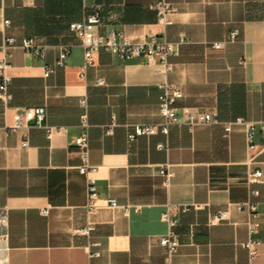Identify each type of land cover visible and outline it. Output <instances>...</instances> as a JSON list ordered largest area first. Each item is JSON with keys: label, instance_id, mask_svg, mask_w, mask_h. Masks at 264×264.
Returning <instances> with one entry per match:
<instances>
[{"label": "crops", "instance_id": "1", "mask_svg": "<svg viewBox=\"0 0 264 264\" xmlns=\"http://www.w3.org/2000/svg\"><path fill=\"white\" fill-rule=\"evenodd\" d=\"M158 1L0 0V44L14 35L46 46L44 58L17 46L8 59L11 99L0 101V264H244L243 243L250 237L260 242L255 263L264 264L263 133L254 134L252 148L240 126L228 139L219 126L177 123L167 135L127 140L131 125L161 121L157 95L164 82L182 93L175 102L179 113L193 107L221 122L264 121V0H165L172 7L167 23L153 9ZM93 9L102 15L100 33L179 42L168 69L99 51L80 75L82 47L68 23ZM234 30V41L212 46ZM59 46L69 48L64 65L44 77ZM36 106L45 108L38 125L12 128L23 109ZM84 113L86 163L94 168L99 197L93 212L84 207L87 177L78 170L84 160L74 144ZM162 166L167 178L158 173ZM255 169L262 171V183H248L246 175ZM110 198L117 207L106 205ZM247 201L260 224L253 235L248 212L236 206ZM169 205L178 218L179 245L166 263L158 237L167 231L160 215ZM218 210L226 219L210 222ZM86 223L95 229L77 234Z\"/></svg>", "mask_w": 264, "mask_h": 264}, {"label": "built area", "instance_id": "2", "mask_svg": "<svg viewBox=\"0 0 264 264\" xmlns=\"http://www.w3.org/2000/svg\"><path fill=\"white\" fill-rule=\"evenodd\" d=\"M156 12L158 21L161 23H167L166 15L172 10L171 5L165 0H159L153 6ZM102 15L99 9H93L90 13L85 15L82 19L71 21L68 23V30L72 33L80 43L82 47V64L80 66V75L85 68L93 66L96 62V55L99 51H104L110 55L116 56L123 61H144L146 63L160 64L164 67V71L168 69V58L176 55L178 52L177 43L166 41L162 37H158L154 34L149 35L143 41H129L121 37L120 33L110 30L106 33H100L97 27L100 25ZM9 20L4 19V26L9 25ZM238 32L232 31L223 41L214 42L212 46L214 48H221L225 42L234 41ZM19 46L24 52L44 58L46 46L36 45L30 38L22 36L19 39L14 35L3 37L0 44V101L6 105L10 99L11 94L9 92V85L11 77L8 74L10 64L8 59L11 56V49ZM69 54V48L67 46H59L57 59L52 66L44 65L43 76L47 77L54 71L55 67L63 66L67 55ZM98 83L102 80L98 79ZM182 96L179 88L169 83L160 84V92L157 95V107L158 113L161 117V121L157 124H134L131 125L130 130L127 132V140L133 142L138 136L152 135L155 133H161L167 135L169 126L177 123H185L189 127L196 124H207L219 126L222 130V136L224 139H228L229 135L235 126H240L244 130L245 141L248 148L253 147L254 134L260 131L264 134V121H252L243 117H236L233 120L221 122L218 120L216 114L209 113L193 107H183L178 112V108L175 106V102ZM81 105L85 107V100L80 101ZM45 116V108L43 106H36L32 108L23 109L15 119L12 128L27 127L30 122L38 125ZM80 125L83 128V132L74 139V144L82 150V158L84 163L78 166L80 173L87 177L86 187V202L85 209L88 212H93L99 206V197L97 194V188L95 185V179L91 177V173L94 171L93 167H90L86 163V149H87V134L86 129L88 123L86 120V114H82L80 117ZM27 146V140L24 139L21 142V147ZM157 148L162 150L166 149V144L159 143ZM158 173L164 178L168 177V170L166 166L160 167ZM263 173L260 169L250 171L246 175L248 183H262ZM253 196H258L257 189L250 191ZM106 205L110 207H117L115 199H106ZM237 209L246 210L249 214V233L253 235L259 228L258 215L255 212L252 202L247 201L241 204H237ZM198 208L197 205L193 206ZM188 206H182L181 211H186ZM49 206L44 207L41 210L42 215H47ZM174 207L169 205L165 211L160 215L161 219L167 224V231L165 234L158 237V243L163 249L164 260L166 263H170L172 257L176 254L178 249V237L175 231L178 225V218L173 214ZM227 213L225 210H218L210 217V222H218L225 220ZM95 229L94 224L86 223L83 227L77 229L75 232L82 236H89ZM1 241V240H0ZM259 240L250 237L243 247L247 251V261L244 264H256L255 259L258 255L257 246ZM95 245L99 246L97 242ZM94 254L99 255L98 252Z\"/></svg>", "mask_w": 264, "mask_h": 264}]
</instances>
